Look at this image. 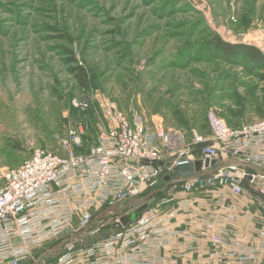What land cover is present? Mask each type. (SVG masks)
I'll return each instance as SVG.
<instances>
[{
	"label": "rangeland",
	"instance_id": "obj_1",
	"mask_svg": "<svg viewBox=\"0 0 264 264\" xmlns=\"http://www.w3.org/2000/svg\"><path fill=\"white\" fill-rule=\"evenodd\" d=\"M262 32L264 0H0V168L20 165L33 148L64 154L66 129L78 123L86 135L77 151L87 152L107 127L99 103L136 110L188 140L191 129L209 135L210 107L232 127L259 120L264 67L226 61L206 41L216 35L256 47ZM75 65L87 68L88 89ZM83 94L96 97L85 111L72 104ZM126 205H118L122 224L135 217ZM69 236L34 248L24 264L53 261L55 246Z\"/></svg>",
	"mask_w": 264,
	"mask_h": 264
},
{
	"label": "built area",
	"instance_id": "obj_2",
	"mask_svg": "<svg viewBox=\"0 0 264 264\" xmlns=\"http://www.w3.org/2000/svg\"><path fill=\"white\" fill-rule=\"evenodd\" d=\"M255 46L264 56V32ZM95 101L93 94H83L74 97L72 104L85 111ZM99 108L107 127L89 142L87 152L77 151L86 135V126L78 123L66 129L60 144L64 154L33 148L20 165L0 168L4 181L0 186V264H24L34 248L56 241L67 231L71 236L54 248L57 257L41 264H165L156 258L158 249L176 233L166 224L190 205V193L220 190L216 202L232 209L235 205L228 200L245 195L260 201L264 210V116L232 127L210 107L205 113L209 135L191 129L188 140L162 121L150 125L136 110L125 112L113 103H99ZM212 159L216 163L203 164V175L173 182L177 178L174 166ZM166 175L169 180L164 179ZM155 190L143 213L122 224L119 212L123 208L118 205L127 203L124 208L134 210L140 205L136 199ZM153 197L157 198L154 205ZM172 201L176 207L159 214L160 206ZM112 207L119 211L104 212ZM256 219L264 239V215L257 214ZM117 222L120 228H107L109 232L104 228ZM206 223L213 226L212 221ZM98 231L107 234L86 247L77 246L76 241ZM227 235V230L210 235L213 257L220 259L218 247ZM262 250L264 243L259 249L242 243L227 254L234 258L231 264H264L258 257ZM147 253L155 258H146Z\"/></svg>",
	"mask_w": 264,
	"mask_h": 264
},
{
	"label": "crops",
	"instance_id": "obj_3",
	"mask_svg": "<svg viewBox=\"0 0 264 264\" xmlns=\"http://www.w3.org/2000/svg\"><path fill=\"white\" fill-rule=\"evenodd\" d=\"M223 190L230 197L229 192ZM170 192L171 189L167 194ZM219 193L220 190L216 189L190 193V205L179 211L166 224L169 230L176 233L167 237L166 245L158 249L156 258L162 259L165 264H231L234 258L227 254L230 249L238 248L242 243L259 249L264 243V239L258 234L260 223L256 219L257 214L264 215L260 201L245 195L235 197L228 200L235 205V209H232L228 207L229 204L223 206L216 202ZM150 201L154 205L157 198L153 197ZM175 207L174 201L162 205L159 214L170 213ZM206 221H212L213 226H208ZM222 230H227L228 235L222 246L218 247V259L211 255L213 246L210 235H216ZM106 231L109 232L110 229ZM152 251L155 250L149 249V252ZM258 257L259 261L264 263V250ZM146 258L155 257L152 253H147Z\"/></svg>",
	"mask_w": 264,
	"mask_h": 264
},
{
	"label": "trees",
	"instance_id": "obj_4",
	"mask_svg": "<svg viewBox=\"0 0 264 264\" xmlns=\"http://www.w3.org/2000/svg\"><path fill=\"white\" fill-rule=\"evenodd\" d=\"M206 44L207 51L215 52V56H220L226 61L240 63L242 59H245L249 61L250 65L264 67V56L258 48L252 45L227 42L216 35L211 36V38L206 41ZM69 60L72 62L75 61L73 55ZM72 71L80 87L88 89L90 87V74L87 68L82 65H75L72 67ZM13 146L17 147L18 144H13ZM162 194V192L158 193L160 196Z\"/></svg>",
	"mask_w": 264,
	"mask_h": 264
},
{
	"label": "water",
	"instance_id": "obj_5",
	"mask_svg": "<svg viewBox=\"0 0 264 264\" xmlns=\"http://www.w3.org/2000/svg\"><path fill=\"white\" fill-rule=\"evenodd\" d=\"M216 163L215 159H212L211 161L208 162V160H206L205 162H202L201 160H196L194 162H189V163H185V164H179L173 167V173L176 174L177 178H175L173 180L174 183L176 182H180L183 181L191 176L194 175H203L204 173H201V169L202 166L204 164V166H209V165H214ZM198 172V173H197ZM200 172V173H199ZM170 176L166 175L164 177L165 180H169ZM158 190H155L149 194H147L143 199H136L135 201L139 202L140 205L135 208L133 211L135 213V218L139 217L143 211L145 210V208L147 207V199L152 196L154 193H156ZM108 210H115V211H119V209L117 207H112L110 209L105 210L104 212L108 211ZM103 212V213H104ZM122 226V224L120 222L114 223L112 225H105L104 228H120ZM66 241V240H65ZM62 243H60L57 247L61 246ZM55 247V248H57Z\"/></svg>",
	"mask_w": 264,
	"mask_h": 264
}]
</instances>
